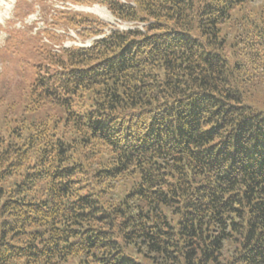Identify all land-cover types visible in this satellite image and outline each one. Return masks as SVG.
Listing matches in <instances>:
<instances>
[{
	"label": "trees",
	"instance_id": "16d2710c",
	"mask_svg": "<svg viewBox=\"0 0 264 264\" xmlns=\"http://www.w3.org/2000/svg\"><path fill=\"white\" fill-rule=\"evenodd\" d=\"M34 1L0 47L33 40L0 94V264H264V0H68L125 29L39 0L32 34Z\"/></svg>",
	"mask_w": 264,
	"mask_h": 264
},
{
	"label": "rangeland",
	"instance_id": "374dc122",
	"mask_svg": "<svg viewBox=\"0 0 264 264\" xmlns=\"http://www.w3.org/2000/svg\"><path fill=\"white\" fill-rule=\"evenodd\" d=\"M15 1L16 0H0V47L4 46L6 38L8 36L6 28L8 26L7 23L10 20H13V8ZM43 2L46 6L50 5V13H54L53 8L70 9L73 11L92 13L98 16L100 19L109 22L111 25L121 29L134 27L136 25L134 22L121 21L117 19L107 9L106 6L100 5L98 3L81 4L68 0H44ZM43 8L44 5H42L39 0H35L33 10L24 20L27 24L34 23L32 30H30V33L32 34L37 29H42L45 27ZM50 18H52L51 15ZM16 25L20 26V22H18ZM54 30L58 33L66 34L64 36V39L62 40V43L52 44V49L56 51L60 49V46L68 47L70 45H79L82 42L87 44L91 41V39L81 41L80 38L77 37V34L73 29H68L66 31L64 27H55ZM28 31L29 30H27V32ZM43 41L48 42L47 38H43ZM26 42L27 43H25V47L19 48L17 53L10 54L8 56L3 55L4 57H1L0 55V94H16L21 91V87H23L24 84V75L29 74L31 70L30 49L33 44V40L31 41V39L27 38ZM40 115L41 114H36L35 117H39Z\"/></svg>",
	"mask_w": 264,
	"mask_h": 264
},
{
	"label": "bare ground",
	"instance_id": "6f19581e",
	"mask_svg": "<svg viewBox=\"0 0 264 264\" xmlns=\"http://www.w3.org/2000/svg\"><path fill=\"white\" fill-rule=\"evenodd\" d=\"M95 11V10H94ZM96 12V11H95Z\"/></svg>",
	"mask_w": 264,
	"mask_h": 264
}]
</instances>
